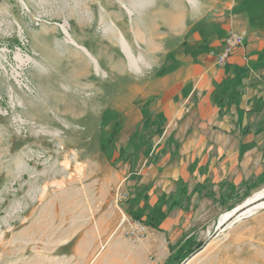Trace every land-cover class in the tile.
<instances>
[{"label":"rangeland","instance_id":"1","mask_svg":"<svg viewBox=\"0 0 264 264\" xmlns=\"http://www.w3.org/2000/svg\"><path fill=\"white\" fill-rule=\"evenodd\" d=\"M162 1L168 0H152L149 12ZM170 1L184 2L186 15L173 27L158 24L152 42L126 33L138 67L109 74L108 66L125 60L123 53L102 36L101 24L81 26L77 15L84 6L90 17V5L100 10V0H0V264L168 261L165 234L130 215L143 216L131 201L122 163H114L117 143L106 152L101 144L114 128L118 140L130 119L139 123L152 80L184 35L225 0ZM236 1L242 9L264 6V0ZM98 76L104 85L95 84ZM144 130L130 136L129 155L150 138ZM219 216L193 239L200 246L185 264H264V207L216 233ZM172 244L171 256L183 252L184 243Z\"/></svg>","mask_w":264,"mask_h":264},{"label":"crops","instance_id":"2","mask_svg":"<svg viewBox=\"0 0 264 264\" xmlns=\"http://www.w3.org/2000/svg\"><path fill=\"white\" fill-rule=\"evenodd\" d=\"M238 4L223 1L184 35L152 80L139 123L130 119L113 141L115 159L139 128L150 137L114 163H122L142 217L162 202L158 229L148 227L165 234L170 255L173 241L185 244L178 255L186 253L217 216L264 185V6ZM229 32L244 40L219 62ZM181 184L186 197L173 205Z\"/></svg>","mask_w":264,"mask_h":264},{"label":"bare ground","instance_id":"3","mask_svg":"<svg viewBox=\"0 0 264 264\" xmlns=\"http://www.w3.org/2000/svg\"><path fill=\"white\" fill-rule=\"evenodd\" d=\"M100 2L102 5L100 10L92 9L90 5V17L87 15L88 10H85L84 6L77 11V15L79 17L78 22L81 26L86 25L90 28L93 27L96 22L101 24L103 27L102 36L107 39L109 43L117 45L123 53L125 62L123 60L117 62L115 61L116 63L113 66H108L109 74L112 71L120 72L124 70L127 65L129 68L134 70L138 67L139 59L133 55L129 49L127 45L129 42L126 38V33L132 30L133 35L137 39L144 36L152 42L154 39L153 35L157 30L156 27L158 24H161L164 28L173 27L178 24L182 16L184 17L186 15L184 2L180 3L181 6H178L172 4L171 1L169 2V0L166 2L162 1L163 3L158 5L156 11L154 12H149L151 11L150 5L152 0H100ZM97 12L98 15H96ZM88 17L90 19H88ZM148 45L149 43L147 46ZM107 49L110 50L111 48L107 47ZM85 52L88 58L87 61L90 62V59H92L89 54L90 52L86 48ZM95 61H97L95 65V67H97L98 60ZM105 66L107 65L105 64ZM86 69L87 68L85 66L82 67V74L84 75H82L83 77H79L86 78V80H88L90 76L86 74ZM94 80L96 81L95 84H105V80H103L101 76H98ZM263 207L264 186L254 191L250 196L246 197L243 201L234 205L229 210L223 212L217 219L216 233L225 230L234 222L242 219V217L249 216Z\"/></svg>","mask_w":264,"mask_h":264},{"label":"trees","instance_id":"4","mask_svg":"<svg viewBox=\"0 0 264 264\" xmlns=\"http://www.w3.org/2000/svg\"><path fill=\"white\" fill-rule=\"evenodd\" d=\"M163 72V71H162ZM161 72V73H162ZM117 133V130L116 128H114L112 130V132L110 133V137L107 139L106 142H103L101 144V150L106 152L107 151V148L111 145V143L114 141V137ZM129 157V154H126V150L124 148H121L119 151H118V156L114 159V161L116 160H120V159H123V160H127ZM201 186H196L194 189L195 190H198ZM186 192H187V187L186 185L184 184H181V186L179 187V190H178V198L176 199H173V205H177L179 204V199L181 197H186ZM161 205H162V202L158 199L157 202L154 204V209H155V213L154 215H146L145 217H142L140 213H136V212H133L132 210H130V215L131 217L135 220V221H138L140 224H142L143 226H150V227H153V228H156L158 229V222L159 220L161 219V217L163 215L160 214V211H161ZM200 244H195L194 247H189L186 251V253L184 254H179L177 256H169L168 258V261L165 262L164 264H172L170 261L172 258L176 259V264L179 263L182 259H184L189 253H191L195 248L199 247Z\"/></svg>","mask_w":264,"mask_h":264},{"label":"built area","instance_id":"5","mask_svg":"<svg viewBox=\"0 0 264 264\" xmlns=\"http://www.w3.org/2000/svg\"><path fill=\"white\" fill-rule=\"evenodd\" d=\"M244 40L243 33L229 32L224 40L223 50L219 56V62H224L231 50L238 45H241Z\"/></svg>","mask_w":264,"mask_h":264},{"label":"water","instance_id":"6","mask_svg":"<svg viewBox=\"0 0 264 264\" xmlns=\"http://www.w3.org/2000/svg\"><path fill=\"white\" fill-rule=\"evenodd\" d=\"M242 218H243V217H242ZM200 249H201V247L198 248L197 251H199ZM191 255H192V254H191ZM190 257H191V256L186 257V258L181 262V264H185V263L189 260Z\"/></svg>","mask_w":264,"mask_h":264}]
</instances>
